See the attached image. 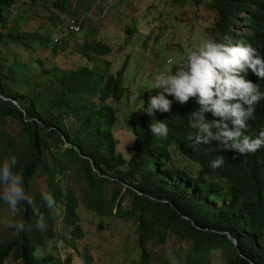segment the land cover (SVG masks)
<instances>
[{"label": "trees", "instance_id": "obj_1", "mask_svg": "<svg viewBox=\"0 0 264 264\" xmlns=\"http://www.w3.org/2000/svg\"><path fill=\"white\" fill-rule=\"evenodd\" d=\"M208 1L221 14L244 15L252 44L264 56L263 0L250 5L241 0ZM66 3L0 0V166L16 158L13 172L23 175L25 192L33 201L32 205L21 203L9 216L10 221L31 225V230L17 233L12 228V236L0 242V264L9 258L22 264H61L53 254L42 257L40 252L57 235L58 225L71 237H81V204L62 188L61 181L83 177L88 186L84 207L89 205L101 217L136 224L141 264L150 262V245L155 240L164 245L169 234L189 242L194 259L204 257L206 264L220 250L229 256L226 264H264V147L246 156L217 151L215 143L194 148L190 137L197 134L198 126L188 116L199 105L192 98L170 114L145 112L128 124L134 144L127 156L117 153L113 132L88 125L95 95L84 89L72 71L41 69L35 62L38 48L44 41L50 44L39 33L40 27L69 11ZM26 12L30 16L23 23ZM19 24L22 30L16 29ZM248 79L264 91V80ZM207 119L214 117L210 114ZM156 120L168 126L166 138L150 132L148 126ZM16 122L21 123L20 131H9V124ZM247 123L246 136L256 138L264 131V100ZM220 157L223 165L213 169L211 162ZM111 183L115 187L108 201L103 193ZM45 192L54 196L55 211L45 206ZM125 201H129L127 208H123ZM34 209L44 216V229L37 227L39 217Z\"/></svg>", "mask_w": 264, "mask_h": 264}, {"label": "rangeland", "instance_id": "obj_2", "mask_svg": "<svg viewBox=\"0 0 264 264\" xmlns=\"http://www.w3.org/2000/svg\"><path fill=\"white\" fill-rule=\"evenodd\" d=\"M98 1V2H97ZM105 0H67L66 9L80 18L94 9L95 20L84 17V26L93 23L100 25V32L103 36H109V40L104 41L112 47L108 60L111 67L109 73L118 76L122 72V85L125 88L128 101L121 104V115L119 124L113 130V137L117 143L116 152L127 156L128 150L134 144L132 131L128 130L125 123L126 115L129 112L137 111L145 104L134 103L142 94L148 92L149 85L154 82L158 70L168 72V69L182 66L187 55L203 42L216 35L213 27L218 19L217 12L211 7L208 0H118L113 3ZM70 11L64 15L54 17L50 23H44L39 33L45 39L53 40L58 37L72 36L71 43L62 51L54 52L49 46L42 44L38 48L35 62L41 69L57 68L65 71H78L84 67H94L96 69L105 67V59L94 57V61L87 62L83 58V47L86 41L96 42L102 35L93 27H89L85 35H67L69 20L72 17ZM104 11L111 17L108 23L109 30L103 28ZM29 12L23 23H27ZM14 17L17 14L14 12ZM236 26V39L243 40L248 32L245 23L241 21ZM17 30H22L21 24L16 26ZM84 35V36H83ZM113 38V39H112ZM28 60V56H23ZM171 59V63L167 61ZM38 63H41L38 64ZM144 83L141 85V82ZM151 94L150 92H148ZM134 101V102H133ZM110 105L115 106L113 101ZM142 113L143 111H138ZM71 126L72 122L67 121ZM195 126L199 125L195 123ZM21 123H10L9 131L19 132ZM68 148V144L65 146ZM175 161L178 159L175 158ZM61 186L69 190L77 202L81 204L79 215L81 217L82 235L81 237H71L69 232L61 225L57 226V235L52 236L47 241V248L40 252V256L47 257L51 254L60 259L61 264H140L141 251L138 248L137 226L133 220H121L118 218H100L94 211L82 202L88 186L85 178L82 180L61 181ZM111 183L104 190L103 196L107 200L112 198ZM3 187L1 188V192ZM41 188H36L34 193ZM89 198L92 192L88 193ZM5 204V208L2 207ZM129 206V201H125L123 208ZM9 206L2 200L0 202V242L4 243L9 239L13 230L7 226L6 221L12 217ZM56 249L54 252L50 249ZM149 264H206L204 257L189 259L192 256V248L187 241H182L177 237L168 235L166 245H161L155 240L150 247ZM228 254L224 250L215 252L212 255L211 264H226ZM71 259V262H68ZM5 264H22L9 258Z\"/></svg>", "mask_w": 264, "mask_h": 264}, {"label": "clouds", "instance_id": "obj_3", "mask_svg": "<svg viewBox=\"0 0 264 264\" xmlns=\"http://www.w3.org/2000/svg\"><path fill=\"white\" fill-rule=\"evenodd\" d=\"M115 1L118 0H105L103 3L106 6L107 2L111 4ZM241 1L246 5H250L260 3L262 0ZM214 10L218 14V19L213 27L216 35L192 50L187 55L182 66L168 69L167 73H164V70H158V74L154 77L152 87L146 89L149 92L152 90L157 91L153 94L147 92L144 95L141 90L140 97L133 102L136 104L143 102L145 109L142 107L137 111L129 112L126 115L125 123L128 127V124L134 123L145 112L151 116L170 114L188 103L190 99L195 98L199 109L194 110L188 116L190 123L195 122L199 125L197 134L194 137H190L193 142V147L195 148L200 144L215 143L217 151H231L238 156H246L254 154L264 147V131H261L256 138L244 135V131L248 127L247 122L253 116L256 105L261 100H264V91L260 90L257 83L248 79L257 77L258 80H264V56L252 44V32L244 21V15H224L216 9ZM70 12L73 19L69 20L67 35L77 34L79 32L85 35L89 27L95 28L102 35V39H99L98 36L89 35L87 32V35L98 38V40L96 42L91 40L86 41L82 54L83 58L89 63L94 61V57H102L105 59V67L99 69L84 67L72 72L81 80L84 89L93 93L96 97V101L88 113L89 127L91 129H104L105 127L107 132L112 133L114 128L119 124L121 115L120 108L122 102L125 100L120 94H117L116 98H119V101L115 103V106H110L107 98L112 95V92L118 90L117 85L121 87L125 94V88L122 85V72H119L117 77L109 73L108 68L111 67V62L105 57H108L113 49L104 41L105 39L109 40V36H103V33L100 32L101 24L97 26L91 23L87 27L83 24L84 17L90 20L96 19L94 9L88 11L83 18L74 15L72 11ZM109 17L104 11L103 22L105 23L102 26L108 31H113L109 30L108 27L111 19L110 21H105L109 20ZM240 19H243L241 21L245 23L248 32L246 38L243 40L236 39L235 28L238 22H240ZM113 32V38H115L116 33L115 31ZM73 38L76 37L72 36L68 39L64 35L49 40V45L44 41V45L49 46L53 51L56 48V52H58L68 46ZM171 62V59L167 61V63ZM106 87H110V90H107ZM129 99L130 97H127L126 101ZM14 104L17 105L16 103ZM138 111L143 112L140 113ZM210 114L214 119H207ZM148 127L153 136L161 138L168 136L169 129L163 121H153ZM68 146V148L73 149L71 145L68 144ZM74 149L83 157L76 148ZM223 163V158L220 157L211 162V167L213 169L219 168ZM16 164V158L11 157L10 159H6L3 165L0 166V188L3 185L0 199L9 206L13 215L17 212L18 205L21 203L27 205H32L33 203L25 192L23 175L18 172H13ZM94 172L97 173L96 170ZM42 199L47 209L50 211L56 210L57 202L51 193H43ZM90 209L96 213L91 207ZM34 212L39 217L37 227L44 229V216L39 213L38 209H34ZM116 212L115 210L114 214ZM98 216L100 218H110ZM6 224L14 228L17 233L31 230V225L23 221H6ZM189 259H194L193 251Z\"/></svg>", "mask_w": 264, "mask_h": 264}, {"label": "crops", "instance_id": "obj_4", "mask_svg": "<svg viewBox=\"0 0 264 264\" xmlns=\"http://www.w3.org/2000/svg\"><path fill=\"white\" fill-rule=\"evenodd\" d=\"M117 88H118V90L112 92V95H111L110 97L107 98V102H108V103H109L110 101H113L114 103L118 102V101H119V98H118V99L116 98L117 94H120V95L123 97V99L126 101V96H125V94L123 93L121 87H120L119 85H117ZM106 89H107V90H110V87H106ZM156 91H157V90H152L150 93L153 94V93H155ZM148 92H149V91H148ZM172 100H174V99L172 98ZM174 101H175V100H174ZM109 105H110V104H109ZM110 106H112V105H110Z\"/></svg>", "mask_w": 264, "mask_h": 264}, {"label": "built area", "instance_id": "obj_5", "mask_svg": "<svg viewBox=\"0 0 264 264\" xmlns=\"http://www.w3.org/2000/svg\"><path fill=\"white\" fill-rule=\"evenodd\" d=\"M73 30V29H72Z\"/></svg>", "mask_w": 264, "mask_h": 264}]
</instances>
